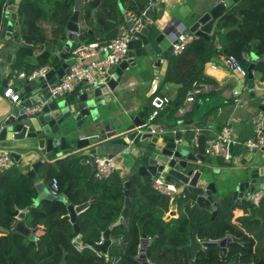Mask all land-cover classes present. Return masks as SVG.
<instances>
[{
    "label": "trees",
    "instance_id": "obj_1",
    "mask_svg": "<svg viewBox=\"0 0 264 264\" xmlns=\"http://www.w3.org/2000/svg\"><path fill=\"white\" fill-rule=\"evenodd\" d=\"M120 1L138 19L142 18L148 3V0ZM7 2L0 0V31L3 29ZM75 3L76 0H23L20 3L19 35L28 44L38 46L46 43L47 47L34 55L33 49L20 46L12 65L13 71L31 74L46 65H53V48L59 38L66 37V26L74 14ZM116 9H119L118 4L107 0H83L82 17L88 21L97 10L96 22L92 24H102L103 31L111 29L116 32L122 25H127L125 16L119 10L121 19L115 17ZM45 23L54 24L52 40L47 37L42 26ZM234 26L239 29L224 32L225 28ZM82 36L87 39L85 43L98 41L88 32H83ZM80 45L75 44L74 50ZM252 51L258 56L254 69L264 81V0H237L222 14L210 39L199 37L187 45L182 53L171 55L164 76L165 83L178 85L177 98L171 107L178 110L195 81L218 83L214 77L205 73L207 62L221 56H233L248 69L252 62L245 54L251 55ZM155 94L162 93L157 91ZM151 99L148 116L153 111ZM65 168L69 175L78 176L82 164L70 161ZM55 178L60 184V175H48L46 180L51 183ZM67 178L69 181L70 177ZM85 179L87 188L73 185L69 202L74 205L83 204L88 201V193L89 198L96 201L77 215L76 230L71 221L65 219L69 214L65 203L44 200L39 206L33 207L37 197L35 181L20 171L17 165L0 174V234L4 230L6 232L0 235V264H62L64 255L66 264H143L137 259L143 238H155L153 243L146 246V256L154 264H264V244H257L255 237L230 224L233 212L238 207L236 200L225 196L219 202L214 219L212 208L191 209V202L181 203L178 208L186 210L189 218L182 225L168 226L163 221L164 211L160 205L170 198L153 187V178L138 175L131 178L130 187V197L135 206L129 207L124 214V228H113L111 238L115 242L108 252L100 254L92 247H96L103 233L123 216L126 187L119 170L107 179L100 180L95 173L86 175ZM254 207L247 223L249 226H259L264 235V198L259 204L263 221L256 219ZM163 208L168 211L169 203H165ZM27 209L28 226L36 228L45 220L37 235L44 245H38L15 229L17 219L14 213ZM190 231L200 241L229 238L227 246L202 247L191 260L188 252L183 249L190 243ZM76 237H80L84 249L79 250L75 246L73 240ZM113 260L116 262L112 263Z\"/></svg>",
    "mask_w": 264,
    "mask_h": 264
},
{
    "label": "water",
    "instance_id": "obj_2",
    "mask_svg": "<svg viewBox=\"0 0 264 264\" xmlns=\"http://www.w3.org/2000/svg\"><path fill=\"white\" fill-rule=\"evenodd\" d=\"M22 0H8L4 12L1 41L13 36L14 23L18 24V8ZM237 0H221L209 12L205 13L190 27L183 28L186 34H196L199 37L210 39L218 26L222 14ZM83 0H76L74 14L66 26L68 41L58 43V50L52 60L53 67L45 76H37L33 79L18 78L14 83L16 91L21 94L17 103H12L7 109L5 116L0 120V150L11 151L18 162V168L27 176L35 178L40 170L52 159H67L86 165L90 163L96 169V159L105 157L120 162L125 167L122 173L125 182V207L123 216L114 224L124 228V214L128 208L135 206L130 197L131 178L138 175L141 177L160 178L165 184L175 186L171 205L173 208L181 203L191 202V209L208 207L213 209L212 219L215 218L219 208V191L216 184L210 179V172L206 167L196 168L199 163H205L206 142L215 138L220 132L202 134L197 140L196 147L192 140L176 133H162L158 131L160 125L149 126L143 119L144 113L138 116H128L126 112L116 113L115 90L119 86L124 70L130 65L135 67L143 63V59H157L160 65V55L169 58L173 46L163 44L165 36L173 41L172 22L166 24L155 39H153L155 24L147 25L145 18L140 20L141 28L133 16L128 14L121 6L126 15L127 27L132 29V39L126 58L119 63L115 72L106 83L91 84L80 83L63 94L53 95L52 89L70 70V54L78 34L84 31L79 26V18ZM156 18V17H155ZM185 26V25H184ZM186 27V26H185ZM238 26L227 27L224 32L229 33L238 30ZM20 40L17 38L16 42ZM155 42V43H154ZM156 44V45H155ZM24 47H32L23 43ZM252 64L248 68L249 88L255 92L254 65L258 56L251 52ZM141 59V61L139 60ZM216 61H220L215 59ZM8 81L4 82L7 87ZM39 105L40 109L34 113L28 111V107ZM259 108L264 111V95ZM157 130L152 132V130ZM234 143L231 144L233 152ZM87 159V160H86ZM207 164V163H206ZM205 165V164H204ZM118 170V164L116 165ZM207 166V165H206ZM247 175L233 190L227 193L234 199H251L252 195L260 190L264 184V168L249 165ZM120 171V170H119ZM237 175L225 177L223 183L229 185L235 183ZM38 197L33 207L38 206L44 200L61 201L68 206L69 214L65 219L71 221L78 229L76 215L92 202L80 205L70 204L69 195L72 193V183L69 182L65 191L53 195L44 182L36 184ZM176 211L173 210V213ZM29 210L20 212L17 210L14 216L18 218L16 230L28 236L38 245L44 243L36 237L37 228H26L24 220ZM258 218L260 211L257 207ZM111 229L103 234L102 243L96 244V248L107 253L114 242L111 240ZM190 243L185 246L189 259H194L198 249L210 245H219L226 248L228 239L219 241H200L193 231H190ZM155 238H143L140 246V255L137 258L143 264H154L147 260L146 246L153 243ZM62 264H66L65 255Z\"/></svg>",
    "mask_w": 264,
    "mask_h": 264
},
{
    "label": "crops",
    "instance_id": "obj_3",
    "mask_svg": "<svg viewBox=\"0 0 264 264\" xmlns=\"http://www.w3.org/2000/svg\"><path fill=\"white\" fill-rule=\"evenodd\" d=\"M107 1L118 4V0H107ZM220 1L221 0H160L159 2H157L156 6L153 7L147 14L148 17H151L153 19V24H155L153 26L154 29L153 39H155L159 34H161L162 33L161 30L164 28V26H166V24L170 22H172L173 28L175 29L179 27V30L183 28H186L185 30H187L188 27H190L195 21H197L205 13L209 12ZM20 3H19V7H20ZM234 3H236V1ZM121 4L122 7L126 10V12L131 16H133V18L136 21L138 19L136 18V15L133 14L129 10V8L126 7V5L124 6L123 2H121ZM118 8H119L118 9L119 12L123 14L126 19V15L122 11V8L119 4H118ZM118 10L117 9L115 10L114 15L117 19H121ZM96 11L92 13V18L87 21L82 17L83 13L81 10L80 18H79V26L81 28H84V31L78 34L77 40L73 44L72 52L70 54V60L68 62L72 63L74 60L72 53L74 51L75 44L77 43L83 44L87 40L84 39V37L82 36L83 32H88L94 35L96 39L98 38L97 42L100 43L102 41L103 42L109 40L111 41L113 38L121 35L122 26H127V25H122L119 28V30L116 32L111 31V29H107L103 31L104 28L102 24L101 25L92 24L96 22V17H95ZM147 25H151V24L147 23ZM42 26L45 29L47 37L50 40L54 39V32H53L54 24L45 23L42 24ZM138 28H141L140 23L138 24ZM13 30L14 33L10 39L4 41L0 40V120H2V118L5 116L7 109H9L12 104L9 98L5 97L3 94L5 89L4 82L6 80L8 81L12 77L13 72L16 71V70L13 71L12 65L19 47L23 46V43H27L19 35V24L14 23ZM17 38L20 40L19 42H16ZM67 41H68L67 36L64 38H59V41L55 44L53 48V58L58 50V43L64 44ZM163 44L166 46L172 45L171 38H169V36H165ZM46 47L47 45L46 43H44L38 46L32 45V47H28V48L33 49L35 51L34 55H36L41 51V49H44ZM172 54L175 53L172 51L169 58H165L164 56L160 55V59H161L160 65H157L156 57L154 58L149 57L146 60L143 59L142 64L140 63L135 67L130 65L126 70H124L122 75V80L114 92L116 96L115 114L123 111L126 112L128 116L134 117V116H138V114L140 113H144L143 119L146 123L149 117L148 111L150 107V99L152 96H154V94L157 91L171 97L173 101L177 98L178 85L164 82V76L166 74L168 67V60L170 59ZM249 56H250L249 59L252 62V56L251 55ZM222 57L225 56H221L219 59H217L220 60L219 62L216 61L215 59H212L211 61L205 64V69H204L205 73L209 76L214 77L218 81V83L213 84L214 89L210 93L206 95L204 94L198 95V98H201L203 100L202 103H198V102L194 103L191 107H189V109L183 115H179L180 109L184 108L186 105V99H185L183 104L178 108V110L177 109L174 110V107L171 106L168 107L166 110H164L158 118V123L156 122V124L160 125V127L163 129L162 133H166L169 131L168 133L170 134L176 133L179 138L181 136H186V138H188L189 140H192V138H194L195 135L198 136L199 138L200 135L202 134H209L212 132H216L218 127H221L222 130V128L228 123L233 124L235 130L234 138L236 141L235 144L233 145L234 146L233 163H227L222 158L219 157L206 156L205 163H199L195 166L196 168L206 167L205 169L210 172L211 177L209 180H212L216 184L219 194H221L219 195L220 197H218L220 203L222 202L224 197L227 196V193L230 190H233L236 185H238L241 181H244L245 176L248 173L247 166L251 164L259 168L262 167L264 168V147L251 150L246 145V142L254 135V124L252 122V118L259 111L260 109L259 105L263 100L264 81L261 80L260 75L254 69L256 90L255 92H251L249 88L248 75L245 77L241 75L239 72L233 71L227 66H225L221 61ZM139 60L141 61V59ZM215 63L217 64V66H214ZM46 66H51V68L53 67V65H46ZM115 69L113 73L115 72ZM241 86H246L247 88L244 89L243 87L242 100L240 103H236L233 99L234 96H230L229 93L231 90L239 89V87ZM162 116L165 118V120H161ZM196 145L197 144H195L194 147H196ZM49 162L50 163H47L45 166L42 167L39 175L33 178L35 181V185L39 181L44 182L50 191L52 182L50 183L46 180L47 176L51 174L60 175L59 186H61V189L63 187L62 191L60 190V194L65 191L69 182L72 183V189H71L72 192H73V185L75 186V184H77L78 187L87 188V184H86L87 182L85 176L89 174L93 175L95 173V169H93L90 163H87L86 165L82 164V171L78 176H74V175L71 176V174L70 175L68 174L67 168H65L70 162V160L67 159L63 160L57 157L55 158V156H53ZM117 164H118V170H120L122 174L126 169L125 167H121L122 165L120 164L119 161H117L116 165ZM17 166H18V162H17ZM232 175H237L236 179L234 180L235 183L225 185V183H223L224 178L232 177ZM67 177H70L69 181ZM72 178L75 179V182ZM260 178H264V176L263 177L260 176ZM153 179L155 180V178ZM63 182L66 183L63 185ZM37 197H38V191H37ZM87 200H88L87 202H92V203L96 201L94 199L91 200V198H89V193ZM125 201H126V197H125ZM171 201L172 199H169L167 201L169 203L168 211L163 208V205L167 202L160 205V208L164 211L163 221L168 226H171L173 224L182 225L189 218L188 213L186 212V210H180L178 206L173 208L171 205ZM235 203H238V207L233 212L234 215L233 218L230 220V224L233 227L237 228L238 230L246 233L247 235L251 237H255L257 244L260 245L264 244V235L261 234L260 227L254 225L249 226L247 223V219L250 218L252 215L254 206H255L254 208H256V219L259 221H263V217L260 215L261 213L259 214L260 218H258L257 207L259 206H256L250 199L249 200L237 199ZM173 210H175L176 212L173 213ZM79 214L80 213H77V215ZM171 217H174L175 220L173 221L170 220ZM16 219L18 221L17 217ZM26 219L24 220V224L26 228L35 229L26 224ZM44 222L45 220L43 219L40 223V226L36 227L37 238L41 226H44L43 224ZM114 224L108 229V230L111 229V233H110L111 235ZM3 232L6 233L5 230ZM4 233H1L0 235H3ZM102 240H103V236H102ZM111 240L113 239L111 238ZM79 242H80V237H79ZM259 254L261 255V253Z\"/></svg>",
    "mask_w": 264,
    "mask_h": 264
},
{
    "label": "built area",
    "instance_id": "obj_4",
    "mask_svg": "<svg viewBox=\"0 0 264 264\" xmlns=\"http://www.w3.org/2000/svg\"><path fill=\"white\" fill-rule=\"evenodd\" d=\"M159 1L160 0H148L147 6L142 12V18H146L148 20L147 23L149 24H153V19L148 17L147 14ZM140 20L141 18L136 20V22L140 23ZM132 34V29L127 26H122L121 35L113 38L107 43L92 42L81 44L72 53L74 60L71 63L69 72L65 74L61 81L52 89L53 95L56 96L63 94L80 83H106L112 76L115 67H117L119 63L126 58L129 51L130 40L133 36ZM198 38V35L194 33L186 34L184 29L179 30L178 27L173 32L172 51L175 54H180L184 51L187 45ZM245 57L250 58L249 54H245ZM221 59L222 63L231 70L237 71L245 77L248 75V70L235 57H222ZM214 66H217V64L215 63ZM50 69L51 66H45L33 71L31 74L16 70L13 72L12 77L8 80V85L4 89V96L9 98L10 102L17 103L21 98V94L16 91L14 87L16 80L18 78L31 80L37 76H45ZM243 87L244 89L247 88L246 86H241L239 89L231 90L229 93L230 96H234L233 99L236 103H240L242 100ZM213 89L214 85L211 83L195 81L193 83L192 90L187 95L186 105L184 108L180 109L179 115H183L194 103H202L203 100L198 98V95H206ZM172 103L173 99L171 97L164 94H155L151 99L153 111L150 113L146 123L149 126L156 124V121L161 113L170 107ZM39 109V105L28 107V111L31 113H34ZM252 122L254 124V135L246 142V145L251 150H255L264 147V111L259 109V111L253 116ZM156 131L157 130L155 129L152 130V132ZM160 131L162 132L163 129H160ZM234 136L235 130L233 124H226L215 138L207 140L205 146L206 156L219 157L227 163H233L234 156L231 150V144H235L236 142ZM197 140L198 136L195 135V137L192 138V142L197 144ZM96 163L97 166L95 169V175L100 180L109 178L115 172L117 167L113 159L105 157H98L96 159ZM15 165H17V161L13 157L11 151L0 150V174L11 169ZM153 187L162 194L167 195L170 199L173 198L176 191L174 185L165 184V182L160 178L154 180ZM50 192L53 195L60 194V186L57 179L52 181ZM262 198H264V184L260 190L252 195L250 200L256 206H259ZM73 243L79 250L85 248V246L79 242V237H76L73 240ZM99 243H102V240ZM92 248L100 254L103 253L96 247ZM115 262L116 260L112 261V263Z\"/></svg>",
    "mask_w": 264,
    "mask_h": 264
},
{
    "label": "rangeland",
    "instance_id": "obj_5",
    "mask_svg": "<svg viewBox=\"0 0 264 264\" xmlns=\"http://www.w3.org/2000/svg\"><path fill=\"white\" fill-rule=\"evenodd\" d=\"M164 116V115H163ZM161 117V120H165V118L164 117ZM159 118V117H158ZM157 123H158V119H157V121H156ZM160 129H162L161 127H159V129H158V131H160ZM175 217V216H174ZM174 217H171V218H174Z\"/></svg>",
    "mask_w": 264,
    "mask_h": 264
},
{
    "label": "flooded vegetation",
    "instance_id": "obj_6",
    "mask_svg": "<svg viewBox=\"0 0 264 264\" xmlns=\"http://www.w3.org/2000/svg\"><path fill=\"white\" fill-rule=\"evenodd\" d=\"M147 260H148V258H147ZM149 261V260H148Z\"/></svg>",
    "mask_w": 264,
    "mask_h": 264
},
{
    "label": "clouds",
    "instance_id": "obj_7",
    "mask_svg": "<svg viewBox=\"0 0 264 264\" xmlns=\"http://www.w3.org/2000/svg\"><path fill=\"white\" fill-rule=\"evenodd\" d=\"M139 255H140V253H139Z\"/></svg>",
    "mask_w": 264,
    "mask_h": 264
}]
</instances>
